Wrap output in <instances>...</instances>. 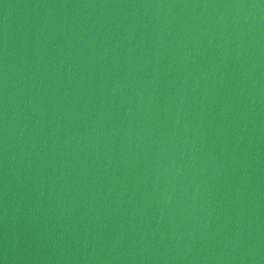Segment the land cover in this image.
<instances>
[{
	"label": "water",
	"instance_id": "1",
	"mask_svg": "<svg viewBox=\"0 0 264 264\" xmlns=\"http://www.w3.org/2000/svg\"><path fill=\"white\" fill-rule=\"evenodd\" d=\"M0 264H264V0H0Z\"/></svg>",
	"mask_w": 264,
	"mask_h": 264
}]
</instances>
